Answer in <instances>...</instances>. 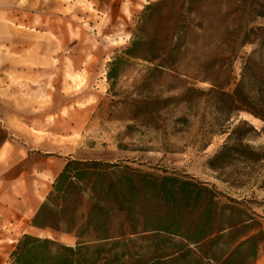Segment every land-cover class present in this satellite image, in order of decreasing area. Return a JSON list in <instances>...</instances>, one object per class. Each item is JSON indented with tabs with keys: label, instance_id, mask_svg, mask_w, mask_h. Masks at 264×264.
I'll return each instance as SVG.
<instances>
[{
	"label": "rangeland",
	"instance_id": "rangeland-1",
	"mask_svg": "<svg viewBox=\"0 0 264 264\" xmlns=\"http://www.w3.org/2000/svg\"><path fill=\"white\" fill-rule=\"evenodd\" d=\"M149 5L158 7L142 23ZM137 37L149 44L136 54L149 60L168 46L164 69L155 67L161 59L124 56ZM262 38L264 0H0V99L27 96V120L58 125L59 164L123 163L189 176L253 202L264 218V161L247 170L207 166L243 122L257 131L243 144L264 154V123L232 111L223 97L233 94ZM115 58L118 78L109 81ZM254 58L264 67V54ZM228 178L243 186L230 188L221 181ZM256 264H264V247Z\"/></svg>",
	"mask_w": 264,
	"mask_h": 264
},
{
	"label": "trees",
	"instance_id": "trees-1",
	"mask_svg": "<svg viewBox=\"0 0 264 264\" xmlns=\"http://www.w3.org/2000/svg\"><path fill=\"white\" fill-rule=\"evenodd\" d=\"M156 7L145 8L142 23L148 21L146 12ZM148 44L137 37L124 56L150 63L161 59L155 67L164 69L168 46L159 58L149 60L136 54ZM259 48L247 60L233 94L223 97L232 111L264 123V67L258 68L254 58L264 54V38ZM119 61L113 60L109 81L118 78ZM249 87L254 96L248 95ZM240 126H248V132ZM248 134L257 131L239 123L208 168L220 172L238 164L247 170L264 161L261 149L243 144ZM221 181L230 188L243 186L236 179ZM252 203L165 170L156 174L123 163L68 159L31 225L73 237L75 245L24 235L9 264H256L264 247V218L254 212Z\"/></svg>",
	"mask_w": 264,
	"mask_h": 264
},
{
	"label": "crops",
	"instance_id": "crops-1",
	"mask_svg": "<svg viewBox=\"0 0 264 264\" xmlns=\"http://www.w3.org/2000/svg\"><path fill=\"white\" fill-rule=\"evenodd\" d=\"M26 97L0 99V264L10 263L22 236L56 235L32 227L31 221L65 165L59 164V128L27 120L24 109L31 110V104Z\"/></svg>",
	"mask_w": 264,
	"mask_h": 264
}]
</instances>
